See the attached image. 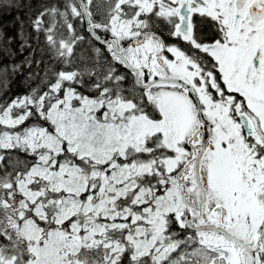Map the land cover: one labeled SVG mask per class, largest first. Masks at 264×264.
<instances>
[{
    "label": "snow or ice",
    "instance_id": "obj_1",
    "mask_svg": "<svg viewBox=\"0 0 264 264\" xmlns=\"http://www.w3.org/2000/svg\"><path fill=\"white\" fill-rule=\"evenodd\" d=\"M9 10L38 84L0 100V264H264V0Z\"/></svg>",
    "mask_w": 264,
    "mask_h": 264
},
{
    "label": "trees",
    "instance_id": "obj_2",
    "mask_svg": "<svg viewBox=\"0 0 264 264\" xmlns=\"http://www.w3.org/2000/svg\"><path fill=\"white\" fill-rule=\"evenodd\" d=\"M32 2L39 6L40 3L46 2L49 4L57 3L58 0H32ZM60 3L63 2V0H59ZM18 13L15 10H9L7 13L0 15V25H3L8 32H13L14 30H17L14 23H13V17L17 15ZM66 33V31H65ZM42 45V41L37 42L35 40L32 41L33 47L35 48L37 44ZM83 44V45H81ZM75 50V57H76V64H79V58L81 54L87 55V49L89 48V43L87 41H84L81 43ZM97 46V45H96ZM98 47V46H97ZM13 52H15V55L9 56L7 58L0 55V61H3L4 64L9 66V89L7 90L6 95L3 93H0V100H6L10 98H14L16 96H22L26 93H28L32 87H35L38 84V81H31L28 79L29 72L27 70L23 72H18L16 74H11V65L13 62L20 64L22 68L28 69V65L24 64L25 58L29 56V51L20 52L19 50V40L14 42L13 45ZM42 53L40 51L35 52L36 58H41ZM50 53H44L43 59L51 63L49 61ZM44 65H40V69H43ZM59 67V65H57ZM40 69H37V66L35 64L31 65V71L35 72Z\"/></svg>",
    "mask_w": 264,
    "mask_h": 264
},
{
    "label": "flooded vegetation",
    "instance_id": "obj_3",
    "mask_svg": "<svg viewBox=\"0 0 264 264\" xmlns=\"http://www.w3.org/2000/svg\"><path fill=\"white\" fill-rule=\"evenodd\" d=\"M95 3H101V0H94ZM97 19H99V15H97L96 17ZM76 28H77V32L81 35H84L86 37V40L89 43V40H91V37L89 35V33L86 31V25H81L78 22L76 23ZM99 35H101V37H104V33H98ZM92 43H94L95 45H97L98 47H103V45H100L98 42L96 41H92ZM83 45V44H81ZM105 55H107V53H105Z\"/></svg>",
    "mask_w": 264,
    "mask_h": 264
},
{
    "label": "rangeland",
    "instance_id": "obj_4",
    "mask_svg": "<svg viewBox=\"0 0 264 264\" xmlns=\"http://www.w3.org/2000/svg\"><path fill=\"white\" fill-rule=\"evenodd\" d=\"M66 31V30H65Z\"/></svg>",
    "mask_w": 264,
    "mask_h": 264
}]
</instances>
